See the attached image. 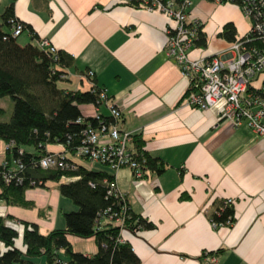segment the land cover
Segmentation results:
<instances>
[{
	"label": "crops",
	"instance_id": "1",
	"mask_svg": "<svg viewBox=\"0 0 264 264\" xmlns=\"http://www.w3.org/2000/svg\"><path fill=\"white\" fill-rule=\"evenodd\" d=\"M9 3L0 0V15ZM13 15L23 25L15 38L19 46L44 39L71 57L61 89H100L121 113L120 128L164 165L162 173L144 170L136 179L127 168L112 172L71 157L89 170L112 175L130 214L150 225L121 232L140 264H211L209 257L217 264H264V141L223 121L219 105L204 111L186 105L188 83L163 50L172 25L167 17L117 0H14ZM190 20L200 24L206 39L204 46L190 48L194 60L227 50L230 43L219 37L226 24L234 27L235 39L249 27L236 7L212 0H193ZM250 89H264V71L253 77ZM0 109L6 111L3 105ZM80 110L86 118L109 117L105 106ZM4 146L0 140V165ZM47 150L67 156L62 146ZM46 186L25 192L33 210L0 203V217L11 216L9 223L21 229L19 221L35 224L42 235L63 229L61 213L75 209L54 184ZM226 200L232 201L234 220L214 227L209 217ZM17 240L15 247L23 250L21 237ZM68 240L75 252H97L93 238Z\"/></svg>",
	"mask_w": 264,
	"mask_h": 264
},
{
	"label": "trees",
	"instance_id": "2",
	"mask_svg": "<svg viewBox=\"0 0 264 264\" xmlns=\"http://www.w3.org/2000/svg\"><path fill=\"white\" fill-rule=\"evenodd\" d=\"M13 3L14 0H10L0 15V99L9 98L12 103L9 121H0V140L7 146L5 163L0 165V203L33 210L35 205L25 199V192L48 190L46 185L51 183L75 210L61 213L64 228L46 235L40 234L35 224L19 221L23 250L15 247L19 237L17 230L7 225L13 218L0 217V264H33L32 260L38 257H44L47 264H140L130 245L119 242L120 228L102 217L106 211L108 215L118 214L123 206V201L107 194L113 176L87 169L82 165L87 159L74 156L86 126L96 128L99 124L93 117H83L80 106L91 105L98 109L102 104L101 90L95 86L85 92L61 89L59 84L72 64L71 57L62 52L47 55L37 45L19 46L9 33V21L14 18ZM219 37L229 43L235 42L234 27L226 24ZM205 42L199 27L193 44L204 46ZM4 114L0 109V116ZM99 118L103 123H112L110 117L99 115ZM133 142L142 171L160 174L165 170L158 159L141 151L139 141L134 139ZM50 146H62L67 154L64 162L74 168H41L39 161L53 154L47 150ZM10 170L16 175L6 182L3 176ZM63 179L67 181L61 183ZM222 206L209 219L217 226H229L234 220L232 207L222 209ZM38 215L42 216L40 211ZM139 227L146 229L150 225L128 210L122 228L133 232ZM68 237L93 238L97 252L92 256L75 252Z\"/></svg>",
	"mask_w": 264,
	"mask_h": 264
},
{
	"label": "built area",
	"instance_id": "3",
	"mask_svg": "<svg viewBox=\"0 0 264 264\" xmlns=\"http://www.w3.org/2000/svg\"><path fill=\"white\" fill-rule=\"evenodd\" d=\"M117 1L148 13H160L171 21L172 25L166 31L163 50L188 83L186 105L200 111L219 105L223 121L234 128L245 127L264 141V89H250L253 77L264 71V0H212L216 4L236 7L247 19L249 27L247 32L230 43L223 53H218L210 59L199 60L189 57V50L194 45L200 27L198 22L190 20L193 0ZM9 23L10 37L16 38L22 32L23 25L15 18ZM37 46L47 55H56V50L47 40H39ZM87 75L89 78L93 77L91 72ZM99 99L102 102L101 106L107 107L112 123H103L99 115H95L93 118L99 124L96 128L86 126L82 132L81 145L76 149L74 156L85 158L88 163L98 164L112 172L127 168L132 171L134 178L142 179V165L137 160L138 153L133 145L132 133L120 128L121 113L110 104L104 92L101 91ZM6 148L7 146H4V151ZM65 160V156L53 153L42 158L39 166L44 169L56 166L63 169L74 168L64 162ZM15 175V171L10 170L3 178L10 182ZM107 194L123 201L118 214L108 215L109 211H106L102 215L103 219L120 228L119 242L123 243L121 232L124 230L122 226L128 206L124 203V196L117 190L114 181ZM224 206L232 207V201H224L222 209ZM7 225L15 230L19 227L9 222ZM212 225L222 226L215 223ZM209 261L211 264H217L214 257H209Z\"/></svg>",
	"mask_w": 264,
	"mask_h": 264
},
{
	"label": "rangeland",
	"instance_id": "4",
	"mask_svg": "<svg viewBox=\"0 0 264 264\" xmlns=\"http://www.w3.org/2000/svg\"><path fill=\"white\" fill-rule=\"evenodd\" d=\"M241 16H242V18L244 20L247 21V19L243 16L242 13H241ZM0 105H3V107L6 110L5 111V114L3 116H0V120H4L3 122H8L9 121V118L11 117V114H12V103L9 100V98H2V101H0ZM66 202L70 203L72 205V208L75 209L74 206H73V204L69 200H66ZM63 208H66V207H63ZM14 225H18V224H14ZM17 232H18V236L21 237V235H22V229H21V227H18L17 228ZM17 242L20 243L19 240H17L16 241V245H17ZM59 255H60V257H62V254H59ZM32 263L33 264H47L44 257L35 258V259L32 260Z\"/></svg>",
	"mask_w": 264,
	"mask_h": 264
},
{
	"label": "bare ground",
	"instance_id": "5",
	"mask_svg": "<svg viewBox=\"0 0 264 264\" xmlns=\"http://www.w3.org/2000/svg\"><path fill=\"white\" fill-rule=\"evenodd\" d=\"M17 245L19 246V243L17 242Z\"/></svg>",
	"mask_w": 264,
	"mask_h": 264
}]
</instances>
